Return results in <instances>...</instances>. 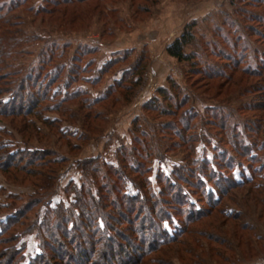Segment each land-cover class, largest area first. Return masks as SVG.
Masks as SVG:
<instances>
[{
  "label": "rangeland",
  "instance_id": "obj_1",
  "mask_svg": "<svg viewBox=\"0 0 264 264\" xmlns=\"http://www.w3.org/2000/svg\"><path fill=\"white\" fill-rule=\"evenodd\" d=\"M64 2L0 0V148L6 146L10 154L53 150L67 160L58 169L48 201L37 205L34 219L33 207L24 213L22 206L28 204L35 176L7 166L11 155L7 160L0 156V232L10 218L17 220L1 235L5 241L0 254L14 252L10 264H59L57 257L77 264L78 245L69 247L54 227L56 235L44 237L41 227L30 223L50 218L48 209H73L77 215L75 195L69 190L82 182L77 160L99 157L117 167V148L140 149L138 144L151 137L152 153L143 161L154 193L161 190L158 179L164 176L176 186L171 194L185 198L181 205H164L158 217L131 214L136 222L132 231L127 224L115 225L118 235L110 233L106 240L116 248V260L134 250L137 260L131 264H264V0H107L97 8L96 1L77 8ZM188 22H195L194 38L185 51L193 54L194 62H179L166 53L171 59L163 57L161 66L151 70L163 45L166 51ZM87 45L94 51L89 53ZM141 57L146 67L132 101L116 104L101 132L85 133L81 121L61 118L57 112L41 113L42 118L59 120L53 123L56 129L45 126L40 116L19 113L28 105H20V99L25 95L27 101L31 90H42L51 67L72 66L84 72L83 78L95 79L106 62L120 58L94 83L92 94H97ZM79 86L91 88L80 81L71 89ZM159 87L166 88V96H159ZM52 90L61 99L66 88L60 83ZM151 100L152 107L143 106ZM24 119L37 131L22 125ZM13 159L27 164L18 155ZM200 164L198 179L179 181L180 170ZM43 168L42 163L35 166L34 173ZM124 174L133 177L128 170ZM124 192L132 196L137 191L127 181ZM101 210L116 214L107 204ZM73 222L69 220L68 227ZM156 226L160 231L153 235ZM149 241L153 244L147 246ZM139 246L144 252H138Z\"/></svg>",
  "mask_w": 264,
  "mask_h": 264
},
{
  "label": "trees",
  "instance_id": "obj_2",
  "mask_svg": "<svg viewBox=\"0 0 264 264\" xmlns=\"http://www.w3.org/2000/svg\"><path fill=\"white\" fill-rule=\"evenodd\" d=\"M92 1H96L94 6L97 8L100 4H106L107 0H65L63 5L66 7L70 6L71 8L82 6L88 7L91 5ZM63 9L66 8L59 9L57 14L62 13ZM194 23L195 22L186 23L182 33L166 46V53L179 62H194L193 54L185 51V47L191 44L194 38L191 30ZM87 47L89 53L94 51V49L88 45ZM145 60V57L138 58L135 61V64L133 63L132 66L129 67L127 72H122L121 76L118 78L113 77L110 80L111 82L107 84L105 90L102 92H97V94H92L94 83L98 80L99 76L101 77V74L107 73L110 67L118 63L120 58L112 59L106 62L107 67L99 68V74L95 79L86 77L83 78L84 76H82V74H84V72L77 73V71H75L76 69H73L74 67L72 66H63L59 69L57 66L51 67V71L46 72L44 75L46 84L42 90H31L27 101L25 100L26 98H24L25 95H23V100L20 99V105L24 104L25 102L28 105H22L20 107L19 113L26 115L31 114L37 117L40 116V119L45 124V126L51 127L54 126V122L56 124L59 120L42 118L41 113L43 111L57 112L61 114V118L64 116L67 120L70 119L74 121H81L85 133L101 132L104 128L103 125L108 122L107 116L113 113V109H115L113 107H115L116 104H118V107H122L124 105H128L132 101L136 88L141 81L144 69L146 67ZM64 70H66L64 74L65 78L60 80L61 78L59 79V75H62ZM167 79V82H170L171 85L174 84L170 78ZM80 81L87 83V85H89L91 88L87 89L79 86L78 88L71 89V85ZM60 83L64 85L66 90L64 96L61 99H57L60 93L57 91L52 92V89L53 87L59 86ZM36 84L37 79L33 80L32 86H36ZM157 93L159 96H166L167 90L165 87H159L157 89ZM152 102V100L146 102L143 104V106L146 107L149 105L152 107ZM93 106H98L101 108V110L93 112L91 110ZM38 108H41V110L37 111ZM12 111L13 109L7 113L11 114ZM134 120H136V117ZM25 124L26 126H30L33 130L37 131L32 122L24 119L22 121V125ZM54 127L55 129L57 128V126ZM23 129L24 127H22L20 130L23 131ZM26 134L28 137L31 135L30 132H25V134L23 132L24 136H26ZM59 135L63 137L62 134ZM149 138L151 137L146 139L144 145L137 143L140 146V149L133 148V150H127V148H117V167L107 164L105 161L100 160L99 157H89L86 159L77 160V167L80 168L82 173V182L78 187L75 185H71L69 187V190L75 195L76 201L74 202L73 207L77 209V215L73 209H48L47 212H52L51 217H54V223H50L51 217L49 218V216L46 215L43 217V221H41L39 224H36L34 221L30 223V226L34 223L33 226L37 225L38 228L41 227V231L43 232H41V235H44V237H54L56 233L52 232V228L54 227L56 231L59 229L62 236L67 238V245L69 247H75V245H78L75 248V261L77 264H117L115 261H118L119 264H131L135 262L137 259H135L132 254V252H135L134 250H131L129 253H127L128 257H126V259L121 258L116 260L117 250L116 248L112 247L109 242H107V235L110 233H112V236L114 237L118 235L115 225L122 223L127 224L129 231H132L133 226L136 225L133 216L137 212L141 216H143V214H149L151 218L158 217L157 213H161V216L164 212V205L167 207H175L178 205V203L181 205V202L185 198L184 196H181L180 193L179 195L171 194L172 189L175 190L176 186L171 185L170 181L164 176H161L158 179L161 184V190L157 194L154 193V190L147 180L149 170L145 167L143 161L147 154L152 153L150 148L151 139ZM72 148L77 149V145H72ZM232 148L235 149L234 147ZM6 149V146L0 148V156L3 158V160H7L6 158H8L10 155L12 156L10 159L11 161L8 162L9 165L7 166L13 167L15 170L25 173V175L28 174L27 177L35 176V179L30 180V184L34 186V190L28 195V204L22 206L23 212L25 211L24 213H26L28 210H31L29 207H33V217L35 219L37 218L36 214H38L37 205L39 203H45L48 201L49 196L54 191V184L58 169L63 167L67 160L64 156L55 154L53 150H31L27 152L21 150L14 154H10L9 150ZM187 150V152L191 155L192 149L187 147ZM235 151L239 154L242 153L238 152L239 150ZM131 154L135 158L134 160L129 157ZM17 155L21 158V161L26 159L28 165L17 164V161H14L13 159ZM241 156L245 157L246 153L241 154ZM41 163L44 166L42 172L40 170L41 173H34L35 166H38ZM201 165L202 164L195 167L191 166L189 167L188 171L185 172L184 170H180L181 173H177V175H179V181L181 179L183 182L188 183V181L198 179L197 172L200 170V168H202ZM124 170L130 171L133 177L131 178L124 174ZM5 171L6 170H4V172ZM204 175L208 177L210 176V174ZM127 181H130L137 191L135 194H132V196L125 195L124 191H126ZM232 184L233 186L240 185L236 182H232L231 185ZM105 204L112 207L113 209L115 208L117 215L111 214L110 212H103L101 209ZM137 205H139L138 208H136ZM97 208L101 209L97 211ZM131 214L134 215L131 216ZM124 215H128L129 217H124ZM69 220L74 221L70 227H68ZM14 223L16 224L17 220L10 218L8 224L2 228L0 237L2 234L8 232V230H10L9 228ZM158 228L159 226H156L155 230L153 229V235L158 234L160 231ZM135 237L137 236L133 237L134 240H137ZM4 241L5 240L3 239L0 240V244ZM149 244H153V241L146 242L147 246H149ZM48 245L50 244H47V246ZM143 249H145L144 246H139L138 252H144L141 251ZM118 252L122 253L121 251ZM13 253L11 256H9V254L8 257L6 252L1 251V263H12L14 260V258L12 259ZM130 255L132 258H130ZM57 259L58 257L54 261L56 263L58 262L59 264H67L69 262L72 263L71 259L69 262L63 260V257H60L59 260ZM35 263L36 261H33L31 264ZM41 263L42 262L37 264Z\"/></svg>",
  "mask_w": 264,
  "mask_h": 264
},
{
  "label": "crops",
  "instance_id": "obj_3",
  "mask_svg": "<svg viewBox=\"0 0 264 264\" xmlns=\"http://www.w3.org/2000/svg\"><path fill=\"white\" fill-rule=\"evenodd\" d=\"M173 7V6H172ZM181 16H183L182 14H180ZM172 21V20H171ZM171 23V22H170ZM167 34V33H166ZM156 41H159L158 40V37H156V39H155ZM163 48H164V50H163V52H161V51H159V55L161 54V58L159 57V60H155V61H153L152 62V64L150 63V67H151V70H154V72L156 71L155 70V66L156 67H158V66H161V62L160 61H162V59H163V57H164V59H165V57L166 58H168L167 59V61L169 60V59H171V58H169V56L168 55H166V51H165V46L163 45ZM162 54L164 55V56H162ZM166 55V56H165ZM166 75V74H165Z\"/></svg>",
  "mask_w": 264,
  "mask_h": 264
}]
</instances>
